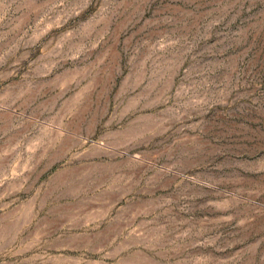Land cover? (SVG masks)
<instances>
[{
	"label": "rangeland",
	"instance_id": "obj_1",
	"mask_svg": "<svg viewBox=\"0 0 264 264\" xmlns=\"http://www.w3.org/2000/svg\"><path fill=\"white\" fill-rule=\"evenodd\" d=\"M0 264H264V0H0Z\"/></svg>",
	"mask_w": 264,
	"mask_h": 264
}]
</instances>
